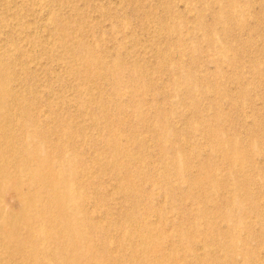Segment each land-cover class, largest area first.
<instances>
[{"label": "rangeland", "instance_id": "obj_1", "mask_svg": "<svg viewBox=\"0 0 264 264\" xmlns=\"http://www.w3.org/2000/svg\"><path fill=\"white\" fill-rule=\"evenodd\" d=\"M51 215L89 261L264 264V0H0V264H56L14 242Z\"/></svg>", "mask_w": 264, "mask_h": 264}, {"label": "bare ground", "instance_id": "obj_2", "mask_svg": "<svg viewBox=\"0 0 264 264\" xmlns=\"http://www.w3.org/2000/svg\"><path fill=\"white\" fill-rule=\"evenodd\" d=\"M5 136V135H4ZM29 159V165L28 167L32 169L33 171L36 170L38 165H34L35 163L33 161L37 160L40 165L45 167L47 169L46 173H41V174H34L32 180L37 182L39 179H41V183L44 184V186L47 188L46 192V201L48 205H51L54 201H58V203H62L63 200L58 196L57 193H55L52 190V179H53V171H51L50 166L47 163H44L43 161L41 162V159L37 157L36 154H32V156H27ZM37 196L36 194L30 195L29 196H23L22 194L19 197L20 201H25L26 205L30 207L33 204L34 197ZM50 211V210H47ZM64 211H62L63 213ZM47 217V214H46ZM43 219L45 220V216H43ZM50 219L48 221L47 227L42 228L40 227L39 229H36L35 227L33 228L31 224H28V227L25 226L27 236L25 239L19 238L18 241H14L15 238L17 237V233L13 234V237L11 240H13L16 244V249L21 252L22 251V246H25L27 243H34V235L36 232H38L39 235L42 236L44 241H52L53 243L56 244V250L55 254L53 255L54 259H56V264H107L106 257L107 255L101 254L100 256H97L94 261L90 260L89 261V256L88 254L84 253L83 250H79V247L77 246V243H73L74 239H70V230L68 229L67 231H64L63 233L59 231L60 223L58 226L56 225V220L53 219L52 215L48 217ZM29 222V221H28ZM6 225H0V233L5 234L7 236V230H6ZM59 227V228H58ZM106 234V233H105ZM53 237V238H52ZM41 243V242H40ZM13 244V243H12ZM117 260V259H116Z\"/></svg>", "mask_w": 264, "mask_h": 264}]
</instances>
